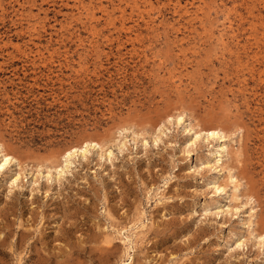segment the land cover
Instances as JSON below:
<instances>
[{
  "label": "rangeland",
  "instance_id": "374dc122",
  "mask_svg": "<svg viewBox=\"0 0 264 264\" xmlns=\"http://www.w3.org/2000/svg\"><path fill=\"white\" fill-rule=\"evenodd\" d=\"M0 264H264V0H0Z\"/></svg>",
  "mask_w": 264,
  "mask_h": 264
},
{
  "label": "bare ground",
  "instance_id": "6f19581e",
  "mask_svg": "<svg viewBox=\"0 0 264 264\" xmlns=\"http://www.w3.org/2000/svg\"><path fill=\"white\" fill-rule=\"evenodd\" d=\"M200 132H203L207 139L214 138V137H217V136L220 139L223 138L222 137L223 136L222 135L223 131L221 129H218V128H203V129L200 130ZM219 135H220V137H219ZM98 146L99 145L95 141H88V142L86 141L85 145H82L80 147H72V148L68 149V151H66L63 154V157H65L67 160H69L71 157H74L78 153L83 155L86 152V148L87 147L95 148V147H98ZM220 148L222 149L224 154L228 155L227 147L224 148V145H221ZM221 158L222 157H220V159L217 160V162H216L217 165L221 162V160H222ZM11 160H13V159H11V157H10V155L8 153L4 154L2 156L3 166L6 165L7 163H9Z\"/></svg>",
  "mask_w": 264,
  "mask_h": 264
}]
</instances>
